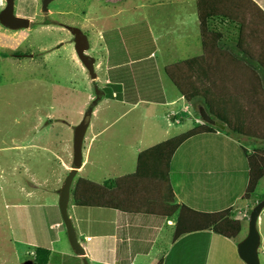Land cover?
I'll return each mask as SVG.
<instances>
[{
    "label": "crops",
    "instance_id": "0c3cea01",
    "mask_svg": "<svg viewBox=\"0 0 264 264\" xmlns=\"http://www.w3.org/2000/svg\"><path fill=\"white\" fill-rule=\"evenodd\" d=\"M129 1L105 0L110 4L125 5H129ZM179 1L181 7L188 4L192 8L194 15L188 17L191 19L190 23H179L173 28L159 22L158 31L153 24L155 21L148 22V31L155 50L146 55L144 60L134 54L140 48L124 46L116 51L110 43L112 39L115 40L114 30L98 32L103 48L96 68H99L104 77V84L111 89L110 100L122 107L118 109H125L126 112L106 124L104 122L98 129L91 124V118L88 130L92 127L94 132L89 137L86 150L82 152V164L73 179H76V183L72 188V181L70 187L67 214L69 211L74 216L76 209L87 208L85 212L80 210L81 218L71 220L68 214L76 237L80 224L84 222V216L89 215L90 211L98 214L95 216L98 217L97 220L94 218L85 221L96 238L92 252H87L86 246L79 243L84 248L89 263L228 264L218 254L229 260L230 252L236 249L237 244L247 234L244 218L248 209L242 204L234 206L233 197L236 192H240L239 198L244 199L251 167L254 165V170L257 171L261 166L260 157L264 158V150L257 143L252 146L251 151H247L231 135L224 132L195 136L183 142L170 157L166 181L164 164L162 162L159 165L156 157L145 158L137 169L139 154L171 139V124L179 125L186 121H174V117L185 113L192 118L196 109L203 108L202 105L207 106L203 109L210 116L215 111L213 108L208 109L212 98L220 100L228 114L226 122L216 114L219 112L213 113L218 123L224 127L223 130L235 131L243 138L252 139L255 135L259 136L260 125L264 123V93L260 89L259 79L260 72L264 71V12L253 0ZM120 12L122 11L117 13ZM192 22H195V26ZM231 41L233 49L226 51ZM158 43L160 55H179L182 60L170 64L163 62L165 82L162 79L161 85L158 80L154 82L159 67L153 65L151 68L148 66L147 71L153 77V81L146 82L150 83L149 89L131 85L133 75L124 77L126 73L118 70L155 59ZM167 44L170 45L166 46ZM190 44L194 47L188 50ZM173 45L179 46L176 52L171 48ZM113 55L123 56L127 59L126 64L114 63L111 60ZM183 55L197 56L184 58ZM248 55H256V58L252 60ZM259 55L262 56V62L258 60ZM244 58L249 60V68L243 65ZM255 59L259 64L254 62ZM229 62L230 67L226 68ZM237 73L244 76L245 80L239 79L236 82H239V89L232 91L233 95H227L230 91L226 84L227 87L229 83L232 85L231 77ZM247 88L250 89L246 90ZM148 94L149 97H141ZM132 97L137 99L133 106L129 103ZM232 98L240 101L238 109L243 111L240 116L239 111L236 112L237 109L230 106ZM174 105L176 109L173 108ZM138 106L144 110L142 116L129 117L128 114ZM227 107H230L229 111ZM159 108L165 111H160ZM168 108L173 110L170 112ZM121 120H125L126 125L119 129L116 126ZM191 120L194 124L198 122L194 117ZM238 120L240 123H237ZM111 130V145L99 153L96 152L93 159V144L102 134ZM159 133L162 140H159ZM113 139L118 142H112ZM135 141H138V146L130 150L129 147ZM230 145L237 146L235 155L238 153L243 156L246 164H232V160L227 158ZM225 160L230 169L223 163ZM228 176L231 184L226 187ZM106 181L111 182L108 188L102 186ZM185 182H189V185ZM239 182L241 188L238 187ZM194 184L196 185L193 186ZM187 188L189 191H186L185 197L184 192H181ZM223 190L230 198L229 203L225 202L227 195ZM73 198L78 203L98 207L76 206ZM181 207L188 210H180ZM97 208H106V212L102 214ZM221 213H225V219L236 221L240 225L241 232L235 238H224L211 228L208 216ZM58 225L55 223L52 226ZM261 239L260 236V241ZM84 240L92 242L88 234H85ZM55 244L57 241L49 242L48 250L52 252V245ZM219 248L222 252L218 251ZM261 254H264V247ZM236 256L239 264H244L237 253Z\"/></svg>",
    "mask_w": 264,
    "mask_h": 264
},
{
    "label": "rangeland",
    "instance_id": "374dc122",
    "mask_svg": "<svg viewBox=\"0 0 264 264\" xmlns=\"http://www.w3.org/2000/svg\"><path fill=\"white\" fill-rule=\"evenodd\" d=\"M41 1L14 0L13 13L16 17L27 18L31 21L28 29L9 31L0 26V264H23L33 261L34 249L36 247L49 249L51 241H57V244L52 245V253L58 257L56 264H84L83 259L75 256L68 244L58 207V191L72 167L74 130L81 123L95 99V86L104 93L102 100L94 107V113L92 112L91 124L96 129L101 128L104 122L106 124L126 112L125 109H118L122 107L110 100L111 89L104 84V77L99 68H96L99 62L98 56L103 48L98 32L99 30L107 32L114 30L113 34L116 36L115 40L112 39L113 41L110 42L112 47L116 51L124 46L140 48L136 49L134 54H138L137 57H142L144 60L147 58L146 55L155 50L150 31H148V22L155 21L153 24L159 31V22L174 28L179 23H190L191 19L188 17L194 14L192 8L187 6L188 4L181 7L179 0L178 2L130 0L129 5L110 4L105 0H54L48 4L46 13L41 12ZM4 5L5 1L0 0V10ZM118 11L122 12L118 14ZM193 25L195 26V22ZM65 26L78 28L87 37L90 49L86 55L96 61L94 71L97 79L95 81L90 79L87 71L78 61L73 48V37ZM95 42L98 44L96 45ZM232 42L228 43L226 51H232ZM178 47L171 46L173 52H176ZM193 47L190 44L188 50ZM164 53L166 54V51ZM178 56L160 55L158 43L155 59L145 60L131 67L128 65L118 71L125 72L124 77L133 75L131 85L149 89L150 83L146 82L147 80L153 81L151 73H147L149 68L152 65L159 67L154 82L158 80L161 85L162 79L165 82V74L162 71L163 62L165 64L179 63L182 58ZM183 56L188 58L197 55ZM248 56L251 59L256 58V55ZM111 60L114 63L126 64L127 62V59L121 55H113ZM258 60L262 62L261 55ZM254 62L258 63L256 59ZM242 63L250 67L247 58H244ZM229 67L230 62L226 68ZM260 73V89L264 93V71ZM112 75L115 73L112 72ZM231 78L232 85L229 83L227 87L226 84L231 94L227 93V95H233L232 91L239 89V82L236 84L239 79L245 80V77L238 73ZM132 94H134L133 91ZM214 96L216 97V94ZM141 97H149V94ZM219 101L212 98L208 103V109L213 108L214 114L219 112L216 114L227 122L228 114L223 103ZM136 102L137 99L132 97L129 103L133 106ZM229 103L231 108L237 109L236 112L239 111V116L241 112L243 113L238 109L240 103L238 99L232 98ZM202 107L207 108L204 105ZM173 108L176 109V105ZM203 108L196 109L192 118L185 113L179 115L176 120L186 121L179 122V125L171 124L172 131L169 137L173 138L191 129L194 125L204 123L201 117L196 116L200 115V110L204 111ZM159 110L163 111L162 108ZM172 110L168 108V111ZM229 110L230 107H227V111ZM143 112L144 110L138 106L128 116L136 118V116H142ZM213 113L210 117L218 123ZM193 117L198 121L197 124L192 123ZM262 120L264 121V117ZM125 125L126 121L121 120L116 127L122 129ZM93 132L92 127L86 132L82 152L86 150L89 137ZM112 132L113 130L102 134L95 141L91 149L93 159H95L96 152L99 153L111 145L109 138ZM222 132L227 135L229 131ZM258 133L259 136L255 135L256 137L252 139L243 138L242 135L236 133L238 136L233 139L247 151H251L255 143L261 150H264V123H261ZM160 139L162 140V136L159 133ZM112 142L118 141L113 139ZM137 146L138 141H135L129 149H135ZM236 149H238L237 146L230 145V154L228 153L227 158L232 160L233 165L246 164L243 156L238 153L235 155ZM223 163H226L227 168L230 169L227 160ZM260 168H264V161H261ZM75 183L76 179L73 181L72 188ZM185 184L189 185V182ZM230 184L231 178L228 176L226 187ZM240 186L241 182L238 183L239 188ZM186 191H189L188 188L181 192H184L185 197L187 196ZM223 192L227 195L225 202L229 203L230 198L227 192L224 190ZM262 196H264V178L258 183L253 196H247L246 199L241 200L240 192H236L233 197L235 198L234 206L242 204L249 212L258 203V198ZM79 209L85 212L87 208ZM105 209L97 208L96 210L102 211L103 214L106 212ZM80 210L76 209L74 216L68 211L71 220L76 217L81 218ZM96 214L90 211L89 215H85L84 222L80 224L77 232L79 243L86 246L89 253L92 252V245L96 238L89 231L85 221L93 220ZM248 218L247 213L244 218L246 228ZM97 219L98 217L95 218ZM55 223L59 225L52 226ZM257 230L262 237V244L259 248L260 264H264V254H261L264 247V209L259 216ZM85 234L91 236L92 242L84 240ZM212 244L218 246L215 242ZM218 251L222 252L221 248ZM212 252L214 253V250ZM236 253V249L230 252L229 260L219 254L218 257L224 263L239 264ZM86 261L88 264H94L89 263L87 259Z\"/></svg>",
    "mask_w": 264,
    "mask_h": 264
},
{
    "label": "water",
    "instance_id": "95a60500",
    "mask_svg": "<svg viewBox=\"0 0 264 264\" xmlns=\"http://www.w3.org/2000/svg\"><path fill=\"white\" fill-rule=\"evenodd\" d=\"M5 5L0 10V26L9 31L26 30L30 27L31 21L27 18L16 17L13 13L14 0H4ZM53 0L41 1V12H47V6ZM69 32L73 37V48L78 61L82 64L87 71L90 79L95 81L97 79L94 65V58L86 55L89 50V44L87 37L78 28H69ZM95 89V99L89 106L85 113L81 123L75 128L72 142V167L68 176L64 180L60 190L58 191V207L62 222L66 230V237L68 244L75 256L83 259L84 264H88L86 261V252L84 248L77 241L76 233L74 231L72 222L67 214V207L69 203L70 187L75 174L80 169L82 164V145L89 127V123L92 117V112L95 106L102 100L104 93L97 87ZM200 117L202 121L210 126H213L219 130H223V126L214 121L205 111L200 110ZM264 209V198L257 203L250 211L248 218L247 234L245 238L237 244L238 257L244 264H260L259 248L261 245L260 235L257 230V224L259 216ZM23 264H34L32 261H27Z\"/></svg>",
    "mask_w": 264,
    "mask_h": 264
},
{
    "label": "trees",
    "instance_id": "16d2710c",
    "mask_svg": "<svg viewBox=\"0 0 264 264\" xmlns=\"http://www.w3.org/2000/svg\"><path fill=\"white\" fill-rule=\"evenodd\" d=\"M264 12V0H253ZM197 63V62H195ZM197 117H200V115H196ZM176 120V117H174V121ZM240 120L237 121V123ZM225 131V130H223ZM216 132H222L219 129L210 126L206 123H201L199 125H194L190 130L187 132L180 134L174 138H171L157 146H154L153 148H150L143 153L139 154L137 157V169L138 165H140L141 161L144 160L147 157H156L159 159V165L163 162L164 164V181H166V170H167V165L169 162L170 157L172 154L175 152V150L187 139L195 137V136H202V135H208V134H213ZM228 135H231L233 138H235L236 135L235 131L233 132H227ZM243 151V150H242ZM245 152V151H243ZM260 161H264V158L261 156ZM253 165V164H252ZM254 165L251 167L252 171L250 172L249 175V183L247 186V189L245 191L244 199H246L247 196H253L254 192L258 186V183L264 178V168H259L257 171L254 170ZM111 182L106 181L103 183V187L108 188L110 187ZM264 198V196L258 198V203ZM73 202L76 206L80 207H98L93 206V205H85L78 203L76 199L73 198ZM175 208H178L177 206ZM188 210L185 207H181L180 210ZM225 213L221 214H215V215H209L208 218L210 219V226L213 229V231L217 234L220 235L224 238L227 239H233L235 238L240 232H241V227L240 225L233 220L230 219H225L224 216ZM250 214V210L248 212V216ZM34 259L33 263L34 264H56V261L58 257H56L55 254H53L51 251L48 249L44 248H35L34 249Z\"/></svg>",
    "mask_w": 264,
    "mask_h": 264
},
{
    "label": "flooded vegetation",
    "instance_id": "af4514ba",
    "mask_svg": "<svg viewBox=\"0 0 264 264\" xmlns=\"http://www.w3.org/2000/svg\"><path fill=\"white\" fill-rule=\"evenodd\" d=\"M54 1V0H53ZM31 25V24H30ZM69 28L71 27H68V26H65V29L69 32Z\"/></svg>",
    "mask_w": 264,
    "mask_h": 264
}]
</instances>
